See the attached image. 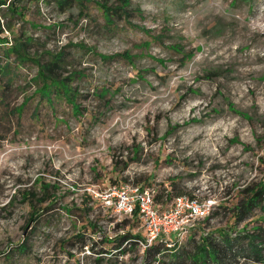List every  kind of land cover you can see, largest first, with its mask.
<instances>
[{
	"label": "rangeland",
	"instance_id": "obj_1",
	"mask_svg": "<svg viewBox=\"0 0 264 264\" xmlns=\"http://www.w3.org/2000/svg\"><path fill=\"white\" fill-rule=\"evenodd\" d=\"M131 2L141 14L112 25L116 0H23L1 19L30 57L63 52L79 108L40 99L37 66L0 44V264H264V202L238 218L264 182V0ZM122 183L162 208L178 191L215 204L143 247L137 216L100 195Z\"/></svg>",
	"mask_w": 264,
	"mask_h": 264
},
{
	"label": "trees",
	"instance_id": "obj_2",
	"mask_svg": "<svg viewBox=\"0 0 264 264\" xmlns=\"http://www.w3.org/2000/svg\"><path fill=\"white\" fill-rule=\"evenodd\" d=\"M21 1L23 0H0V12H2V15L0 14V44L4 46L5 59H8L10 54H13L14 61L17 65H21L26 61L35 64L37 66V70L34 77H32L33 78L32 81L35 82L37 88H35L34 93L38 94L40 96V99H46V101H48L49 103H52L53 96H56L57 94H61L71 104L72 108L77 111L79 108L78 104L75 103L77 93L75 89L70 87L69 77L71 76L65 77L62 76L61 73V69L63 68V62H64L63 52L60 51L58 54L54 55L53 58L50 59L49 61L41 62L39 59L29 56L27 49H28V45L30 44V41L28 38L22 39L18 37L15 38L14 41H9L8 37L4 35L3 24L1 22V19H3L6 16V14L20 16L21 12L19 11L22 10L20 7ZM74 1L82 2L83 0H61V3L69 4L70 2H74ZM116 2L118 4L117 6L116 5L107 6L106 4L100 5V8L102 9L104 15V19L108 23V25H112L116 17L117 18L124 17L127 20L133 13L141 14L140 8L133 5L131 0H116ZM132 26L136 27L135 25ZM9 42L10 44H8ZM5 70H6L5 66L3 67L0 66V81H1V76L6 74ZM71 75L82 76L80 72L77 73L73 72ZM3 92L4 91L1 89L0 100H3L2 98L5 97ZM28 100L29 99H26V101H23L18 107H15V109H13V112L20 115V111L22 110L23 106ZM36 110L37 108L35 107V112ZM183 194H185L183 191H178L174 196L172 194L170 195L172 196L173 199L174 197ZM189 196H193V195H189ZM159 197H160L159 194L157 193L154 194V199L157 204H159L158 202ZM167 197H169V191L165 190L164 193L161 195V199L166 202ZM263 202H264V182L262 183V185H260L254 191H252L251 196L248 199H246V201L243 203V206L239 209L240 213H238L239 214L238 218L241 219V217L247 216V214L250 213L252 209L261 206ZM161 203L163 204V202ZM133 214H135L139 219V215L136 209L133 211ZM77 237H79L78 239L82 238L80 236ZM136 238H140V237L137 235ZM253 239L255 240V237H253ZM25 242L23 241L15 245V247L20 252H25L27 249V244ZM154 247L155 249H159L157 245L153 246V248ZM258 250L255 249L253 251L258 253ZM100 259L101 258H97V260Z\"/></svg>",
	"mask_w": 264,
	"mask_h": 264
},
{
	"label": "built area",
	"instance_id": "obj_3",
	"mask_svg": "<svg viewBox=\"0 0 264 264\" xmlns=\"http://www.w3.org/2000/svg\"><path fill=\"white\" fill-rule=\"evenodd\" d=\"M153 191L142 185L122 183L112 185L101 193L109 205L119 213L132 215L136 209L145 235L143 247H150L155 241L171 245L194 226L195 220L207 217L214 208L211 198H199L186 194L176 196L165 208L155 202ZM176 234L175 240L169 236Z\"/></svg>",
	"mask_w": 264,
	"mask_h": 264
}]
</instances>
